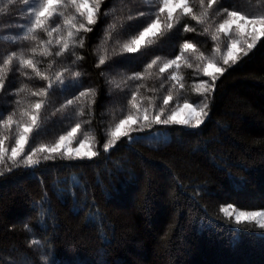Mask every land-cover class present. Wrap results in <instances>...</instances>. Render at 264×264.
I'll use <instances>...</instances> for the list:
<instances>
[{"label":"trees","instance_id":"trees-1","mask_svg":"<svg viewBox=\"0 0 264 264\" xmlns=\"http://www.w3.org/2000/svg\"><path fill=\"white\" fill-rule=\"evenodd\" d=\"M187 2L199 16L200 0ZM159 7L160 0H104L92 31H79L56 56L62 43L44 45L42 30L32 33L35 40L13 42L10 34L22 20V3L0 0V65L15 52L54 81L48 89L49 80L20 69L14 59L0 92V119L13 112L17 100L48 89L46 96L33 98L45 103L26 151L54 141L77 123L98 144L92 159L54 156L31 167H0V264H264V228L237 222L221 210L223 204L264 208V37L212 81L208 116L199 127L165 125L168 136L159 143L128 136L103 150L109 126L136 114L129 105L133 95L140 109L152 111L160 110L170 89L174 99L165 111L193 100L195 83L203 79L195 56L209 57L219 46L220 33L216 41L211 36L227 17L224 10L264 13V0H217L204 23L182 15L154 43L122 52ZM61 11L63 22L75 14L72 7ZM160 21L166 23V13ZM67 32L62 27V36ZM185 42L193 45L191 52H181ZM42 44L51 55L40 54ZM176 56L182 57L179 69L161 73L160 67ZM57 73L68 80L65 86L55 81ZM173 73L180 79H171ZM136 74L139 79H129ZM88 90L95 96L75 100ZM69 99L74 103L57 111Z\"/></svg>","mask_w":264,"mask_h":264},{"label":"snow or ice","instance_id":"snow-or-ice-1","mask_svg":"<svg viewBox=\"0 0 264 264\" xmlns=\"http://www.w3.org/2000/svg\"><path fill=\"white\" fill-rule=\"evenodd\" d=\"M9 4L13 2V0H8ZM24 5L27 7L25 11H28L29 15H34L35 19L32 22V26L27 28V32L22 37L13 36V42L17 39H37L36 36L32 35L33 30L37 28H42L48 32L49 37L52 36L53 32L59 33L60 26L57 25L53 27L50 31L47 29L48 21L54 16L59 15L61 17L65 16L63 11L58 12L59 8H67L72 7L75 9V13L79 15L82 22L77 21V15L67 16L64 19V25L68 30L67 37L58 36L56 39L57 44L62 43L61 50L56 52V56L62 55V53L68 48V39L74 37L79 31L83 30L85 32L92 31V27L98 22L99 13L101 5L104 3V0H38V3L33 4V0H23ZM217 3V0H207V6L205 7V0H200V5L203 11L197 16L191 7L189 6L187 0H160V7L158 11L154 14L155 18L151 20L150 23L147 24L143 30L139 31L138 35L134 36L128 43L122 45L121 51L126 53H135L141 47L146 44H151L155 42V39L160 38L164 35L165 32L170 31L175 24L179 23L180 17L182 15L191 16L193 20H196L197 23H204V21L208 18L209 9L213 7V5ZM30 9V11H29ZM3 11V9H0ZM227 14V19H225L222 23L219 24L218 28L213 32L211 38L213 41L219 39L218 33H226L233 24H235V28L237 33L240 32L242 27L246 28L250 26V32L247 34L250 35L251 42L247 43L246 48H241L238 52L233 51V45L230 44L228 46V55L224 57L223 63L228 65L229 62L231 64H236L239 59L243 56H247L248 53L254 48L256 43L264 37V13L254 16H249L247 14H241L238 11H228L224 10ZM166 13V23L161 24L160 16ZM105 16L108 15V12L104 13ZM139 15H144V13H139ZM135 17L129 16L128 20H132ZM109 28H115V25H109ZM185 31H192L191 28L185 26ZM205 33L208 32V28L204 29ZM110 35V33H109ZM52 41L49 40L48 43ZM107 42V37L105 38V43ZM80 45L83 46L84 39L81 38L79 41ZM235 41H233V44ZM193 50V45L190 42H185L181 45V52H191ZM35 53V49L32 50ZM41 55H51L52 53L48 51L46 47L41 45ZM14 59H18L20 69L28 68L32 69L36 76L41 79L49 80L48 89H51L54 81L51 80L48 76L41 73L36 68V63L32 59H25L23 56L17 57L15 52L10 53L3 60V64L0 65V92H2L5 88L6 78L11 71V65ZM77 59H81V57H77ZM105 56H101L99 58V64L103 65L105 63ZM160 58L157 57L150 64L147 65L146 71L150 70L153 65L157 63ZM195 59L203 61L205 58L202 56H195ZM182 60L181 56H176L173 60H168L165 62L162 67H160L159 71L164 73L165 70L172 68L175 66L177 69L180 67V61ZM191 66V65H189ZM210 69H213L210 71ZM19 70V69H18ZM226 71L223 67H217L213 61H208L203 65V73L205 76H210L213 81L218 78L217 74H223ZM22 75L25 73H21ZM79 73H73V76H78ZM140 74H136L133 77H129V79H139ZM173 80H179L180 78L173 73L170 77ZM57 80H60L61 84H63V80L60 78V74L57 73ZM75 86V85H73ZM214 85L201 84L197 87L196 91L200 92L201 95L208 93L211 94L212 88ZM175 87V86H174ZM182 87V85H181ZM41 88L39 91H32L30 94L32 96L44 97L47 94V90ZM20 91H24V88L18 89L16 94L18 95ZM91 95L95 96V90L81 91L79 96L75 98L77 102H79L80 98H85ZM174 99L172 90H169L167 96L163 99V106H161L160 110L157 111L154 115L150 113L148 109H145L143 115H132L129 114L124 119H121L119 123L115 125V128L109 132L110 139L107 140L103 144V150L108 152L110 148L116 145V142L121 137H128L131 131H142L144 126L151 125H186L192 128L199 127L208 116V102L205 99L200 106H193V104L185 101L182 105L177 104L175 107L171 109V114L165 117V108L164 106H168L170 101ZM92 101H89V105ZM45 103L44 100H40L35 103H31L28 105V108L20 109V115L22 119L20 121L14 120L15 112L9 114L6 119H0V128L9 129L13 124L16 125V138H15V146L11 149V154H7V150L4 147L3 140H0V164L5 163V156L7 155L8 161H11L13 164H16L18 157L25 149V144L29 140V134L34 131V129H38L40 127L39 124V114L42 109V105ZM74 100L69 99L67 101V105H62L61 109H57V111L62 110V108L72 105ZM151 103V102H150ZM17 105L21 104L20 100L16 101ZM129 105L131 109L136 112L140 111L139 104L137 101V97L133 95L132 100L129 101ZM83 111L81 110L78 115H83ZM23 117H27V120H24ZM140 124L139 128L134 129L132 126L136 124ZM127 126V127H125ZM81 129V124L77 123L75 127H72L71 130L67 133V135L59 136V139L55 142L51 147L41 146L38 150L34 149L33 152L27 155L20 163L24 166L31 167L33 165H37L40 163V160L34 159L33 156L36 152L46 153L43 156L44 160L53 159L55 155H61L64 159H92L98 155V152L94 150L95 143L94 138L90 137L87 133L84 134V139L78 142V147L72 148L70 144L76 139V134L78 130ZM7 138V137H5ZM87 142V143H86ZM87 148L86 151H82V149ZM5 169L7 171H11V169L7 168L5 165ZM3 173H0L2 175ZM244 213H240L237 215V222L240 221L241 216ZM253 216H264V213H253ZM261 228H264V223L260 224Z\"/></svg>","mask_w":264,"mask_h":264},{"label":"rangeland","instance_id":"rangeland-1","mask_svg":"<svg viewBox=\"0 0 264 264\" xmlns=\"http://www.w3.org/2000/svg\"><path fill=\"white\" fill-rule=\"evenodd\" d=\"M20 1L22 3V20H20L18 22V24H17L18 27L13 31L12 34H10V37L11 38L13 36H21V35L26 34L27 28L32 26V22L35 19L34 15H29L28 11H25V8L27 6L24 5L23 0H20ZM65 2H66V0H65ZM36 3H38V0H33V4H36ZM61 10H62V8L57 9L58 12H60ZM29 11H30V9H29ZM259 14H262V13L254 12V13H250L248 15L251 17V16L259 15ZM74 15H77V21L82 22L81 21V18L79 17L78 14L75 13ZM62 18L63 17H61L59 15H54L48 21V23H47V29H48V31H50L53 27H56L57 25H59V22L58 21H59V19H62ZM225 19H227V17ZM62 27H65L64 22H63V19H62V23H61V27H60V32L59 33L53 32L51 37H49L48 32L45 31L42 28L34 29L33 32L36 33L38 30L44 31L43 44L47 46L49 44L48 43L49 40L52 41L51 43L57 44L56 43V39H57L58 36L67 37V35L66 36H62V34H61ZM248 32H250V26H248L246 28L242 27V29L240 30V32L237 33L236 28H235V24H233L232 27L226 33H223V32L220 33L222 39L220 41L219 46L217 48H215L214 53L211 56L206 57L203 61H200L199 60L200 62L198 64L200 66V69H201L200 73H202L203 79H200V80L196 81L195 86H194V89H195V92H196L195 98L193 100L187 101L188 103L193 104V106H200L201 103L205 99H208V97H207L208 96V93H205V94L201 95L200 92L196 91V89H197V87L199 85H201V84H208V85H210L212 83V81H213L210 76H205L204 75V73H203V65L205 63H207L208 61H213L217 67H224L225 64L223 63V59H224L225 56L228 55V46L230 44H232L233 45V51L234 52H238L241 48H246L247 43H250L251 42L250 35L247 34ZM233 41H235L234 44H233ZM128 42H126V43H128ZM229 63H231V62H229ZM212 70L213 69H210V71H212ZM56 76H57V74L54 75L55 81H57L60 86H65L68 83V80H66L62 76H60L61 80H63V84H61L60 80H57L56 79ZM34 97L35 96H33L32 98H30V99H28L26 101L21 102L20 105H17L15 103L14 108H13V112H15V115L17 113L19 114V118H18L17 121H20L22 119V117L20 115V109H22V108L26 109V108H28V105L29 104L40 101L38 99L37 100H34L33 99ZM184 102L185 101H181L178 104H181L182 105ZM176 105L177 104L171 106L170 108H167V110L165 111V117L167 115L171 114V109L173 107H175ZM144 110L145 109H140L139 112H136V114H132V115H134V116L135 115H141L142 116ZM149 111H150V113L152 115H154L159 110H157V111L149 110ZM207 111H208V109H207ZM124 118H122V119H124ZM23 119L24 120H27V117H23ZM14 120H16V119H14ZM119 121H117L115 124L109 126V128L107 129V132H106V140H105V142H107V140L110 139L109 132L115 128V125L117 123H119ZM75 126H76V124L71 125L64 132H62L59 136H61V135H67V133L71 130V128L72 127H75ZM158 126H160L162 128H160ZM163 126L165 127V125H151V126L145 125L142 131H131L129 136L132 137V138H141V139H143V140H145L147 142H150V143H159V142L165 140L167 138V136H168V134H167L166 130L163 128ZM184 126H186V125H184ZM125 127H127V126H125ZM132 127L134 129L139 128L140 127V124L138 123L136 125H133ZM186 127H189V126H186ZM81 128H82V125H81ZM36 130L37 129H34L33 132H35ZM1 131H2V135L0 136V140H3L4 147L7 150V154L10 155L11 154L12 147L15 146L16 125L13 124L9 129H3L2 128ZM32 133L29 134V140H30V137H31V134ZM85 133H87L89 135L88 132H85V131L79 129L78 132H77V134H76V139L70 144V147H72V148L78 147V142L80 140H83L84 139V134ZM59 136L54 141H52V142H50L48 144L42 145V146H44V147H51L59 139ZM5 137H7V138H5ZM29 140L25 144L24 151L18 157V159L16 161L17 164H20V162L27 155L31 154L34 149H37L38 150L41 147V146H39V147L37 146V147H34L31 150H27L26 151V148L28 146ZM105 142H103V144ZM94 143H95V148H94V150H95L96 149V146L98 144H96V141L95 140H94ZM86 150H87V148L82 149V151H86ZM45 154L46 153H40V152L37 151L36 154L33 156V158L34 159H41V158H43V156ZM55 156H61V155H55ZM5 165H7V166L13 165V163L11 161H8L7 155L5 156V163L4 164H0V167L3 166L5 168ZM221 210H222V212L225 215L233 218L234 220H236V217H237L238 214L244 213V215L241 216L240 221H252V222L257 223L258 225H260L261 223H264V216H259V215L253 216L252 215L253 213H264V208H259V209H243V208H238V207H236V206H234L232 204H223V205H221Z\"/></svg>","mask_w":264,"mask_h":264}]
</instances>
